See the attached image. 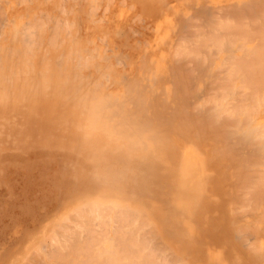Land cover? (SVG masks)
<instances>
[{
  "label": "rangeland",
  "instance_id": "1",
  "mask_svg": "<svg viewBox=\"0 0 264 264\" xmlns=\"http://www.w3.org/2000/svg\"><path fill=\"white\" fill-rule=\"evenodd\" d=\"M67 1L0 0V17L2 18H0V48L2 47L0 49V264H19L25 258L32 257L31 249L36 243H41L42 245L45 243L44 247L49 243L50 246L48 247H51V245L56 248L60 247L61 245L59 246L56 241L61 240L60 233L63 234V228L68 226H70L67 230L68 233L62 239H65L72 232L74 237L68 236L69 241H71L77 236L76 233L81 230L80 226L82 227L81 219L83 218L80 217L78 219V216L76 217L75 209L87 201L95 200L105 204L117 202L124 207L143 210L151 221L157 225L158 232L161 234L157 239L154 238V244L157 241L162 246H168L169 250L165 251V253L171 259L179 258L185 264L186 262L187 264H250L251 258V261L253 259L252 264H264V227H262L264 226V191L260 192L264 189V181H257L258 185L255 182L258 178L260 180L261 178L264 179V153H262L264 148L258 151L256 149L258 148L257 145L255 149L253 147L251 150L249 147L250 143L247 145L249 148L246 146L244 149L241 148L243 145L239 143L238 135L232 137L233 133L236 132L234 130L236 127L234 126H227L226 129H231L232 135H230L225 144V140L221 138L216 140L215 133V135L211 134L209 136L210 132L213 133L214 131L202 130V134V131H199L190 122V120H194L200 114L202 116L203 111V114H208L213 106V110H215V104L220 103L225 95L224 98H228L226 101L224 99L223 103L224 101L225 103L228 102L229 96L233 94L236 103L239 101L241 103L244 100H241V98H245V96L247 98V94L249 95L248 90L250 88L245 89L246 85L244 88L241 83V86L238 85L239 80L234 82V86H237L236 88L232 86L234 88L232 95L228 90L221 89V83L222 81L224 82L223 77L229 72L225 67L230 69L232 59L236 60L240 58V55L244 54L246 56V54L250 53L247 50H255L256 47L258 50L257 45H262L261 35H258L261 32H258L257 38L254 37L256 34L253 35L254 41L249 40L247 42L244 39L247 42L246 46H242L247 48L244 50L238 45L243 43V37L241 35L242 40L237 37L238 33L236 32V34L234 30L240 28V25L237 26L240 22L241 25L243 22L249 26L255 24L251 25V28L246 27L250 34L253 28L254 30H264V16L263 20H261L262 22L259 20L261 14L259 11L262 9L264 11V0ZM246 5H249V8L245 7ZM248 9L254 16V20L257 21H250V19L253 20V17L249 14ZM235 10L237 11V17H242L240 22L235 17L236 12H233ZM239 10L241 12L243 10L244 15L241 14L242 16H240L239 13L241 12ZM39 12L40 15H38ZM231 12L232 14H230ZM232 16L235 18H232ZM246 16H251V18ZM244 18L245 21H242ZM247 18L248 22L246 21ZM214 19H217L215 23L212 21ZM231 20L235 23L231 22ZM205 21L210 22L209 26ZM225 21H229L228 23L231 25L227 24L231 28L232 24L238 23L235 25L238 28L234 26V30L230 29L233 31L231 33L237 35H235L236 38L230 36V31H227L229 29L226 30L220 27L223 23L228 26ZM39 22H42V24H38ZM249 22L252 23L249 24ZM32 24L37 27H33ZM247 24L244 26H248ZM244 26L242 25V27ZM27 29L30 30L28 31ZM214 31H216V34ZM225 32L230 34H228L229 37L227 38L233 37V41L230 39V42L225 37V35L228 36ZM195 33H198V36ZM262 33L264 34V32ZM31 34L35 35H32V37ZM215 37V40L212 39ZM235 39L236 41H234ZM222 41H226L224 42L225 44L229 41V52H227L228 43L225 46ZM259 41L261 42L259 43ZM220 42L224 44V48L219 45ZM233 42H235L234 45L232 44ZM257 42L258 44H256ZM191 44L193 48L192 46L190 47ZM182 45L186 46L187 49ZM249 45L251 48H249ZM181 46L182 48H179ZM210 46L212 48L208 50ZM237 46L238 50H236ZM239 47H241L240 51ZM198 48L201 49L199 50ZM188 50H191L189 51L190 53H188ZM208 51L213 53L211 57L216 58L209 64V59L211 60L209 55L211 53L209 54ZM180 54L183 56L186 54L188 60L186 57L180 56ZM202 55L206 56L207 59L206 57L201 58ZM177 56L184 59L180 58L176 62ZM232 56L236 57L232 58ZM172 57L176 58V60L173 61ZM227 58L231 62L230 60L227 61ZM205 59L206 61H204ZM225 60L227 63L224 62ZM202 62H206V66ZM176 63L180 64V66H176ZM183 63L185 66H183L184 70L181 69ZM211 63H214V65L213 67L211 65L210 69H208ZM222 63L225 67L222 66ZM170 66L173 69H169L171 68ZM175 66L182 71L180 74L176 73L178 69H175ZM147 68H150L148 72ZM188 68L189 70L186 71ZM194 68L198 71L194 70ZM223 68L228 70V72L225 73ZM190 70L197 72L195 74ZM185 72L188 73L189 80H187L188 77ZM190 72L192 76H190ZM204 74L206 76L210 74L209 78ZM151 75L155 79L151 78ZM182 75H184V78ZM218 75L222 77L220 78ZM201 76L203 77L201 79L205 80L204 82L200 79ZM190 77L193 79H190ZM213 78L218 80L216 81ZM211 80L214 83L216 81L217 86L220 85V88L218 87L217 89V86ZM218 81L219 83L221 81L219 85ZM206 82L210 83L209 86ZM194 86L198 89L201 88L200 92L196 91L198 89H194ZM186 89L189 90L187 94L189 92L191 96L187 94H185L186 97L184 96ZM219 89L222 92L228 91L230 95L227 92H223L222 95ZM240 89L243 91L240 92ZM128 90L129 93L127 92ZM203 90L204 93L202 92ZM229 90L231 91L232 88ZM235 90L239 91V96H235ZM190 91H193L194 94H191ZM197 92H199L198 95ZM205 92L209 94L206 95ZM195 93L197 97L194 98ZM180 94L181 97L176 96ZM218 94L222 95L219 96L220 99H217L216 95ZM183 96L184 98H182ZM203 97H205L204 100ZM234 98L230 99L232 101L229 100L233 104H235ZM246 98L243 101L244 103L248 102ZM176 99L179 100L177 101ZM207 99H210V103ZM212 100L217 102H212ZM134 102L136 103L134 104ZM194 102L202 106L204 103L201 108L205 109L203 111L199 109V112V104L197 106ZM206 103L210 106L208 107L209 110L205 107L207 106ZM239 103L236 105H239ZM227 104L229 107L231 106L229 102ZM227 104L225 105L228 108ZM241 104L239 107L243 108L244 106ZM244 105L247 109L246 111H248V105ZM192 106L196 107L199 113ZM233 106L235 107V105ZM234 107L232 109L236 110L235 114H233L235 118L233 116V118H229V113H222L223 116L221 115L220 118L223 121L225 118L230 120L227 121L226 119L224 123L221 121V124L216 123L217 125H214L215 128H220L219 125L222 127L223 124H230L231 120H242L243 117L238 116V119L236 117L239 107ZM263 107L264 105L262 106V111L259 107V109L256 108L257 110L254 108L255 110L252 114L257 111V114L259 112L258 115H246L248 116L246 117L247 119L250 117L254 118L252 121L249 120L250 123L248 120L245 121L246 118L244 117L245 120H243L245 123L248 122L249 126L245 125V128H242L243 131L247 127L251 129L253 125L255 128L256 123H258L257 126L259 124L264 125ZM185 108L187 111H185ZM178 111L180 115H178ZM193 113L196 115L195 117ZM248 114L250 113L248 112ZM186 117L190 119L184 122ZM157 118L158 120H156ZM146 120L151 127L148 125L149 123L144 124ZM155 120L160 122L155 123ZM176 122L185 123V126L189 125L187 122L191 123L188 130L190 129L192 135L189 133L191 137L189 135L188 139H193L194 145L186 141V134L181 133L184 128L181 130V125ZM191 125L194 126L195 131ZM261 128L263 130L264 126L259 125V129ZM240 129L241 127L239 131H242ZM262 130L259 132L263 135L264 131ZM198 131L202 134V137ZM204 131L207 133L204 134ZM245 133L240 136L242 137ZM88 136L92 137V141L89 140ZM193 136L195 139H197L196 137L200 140L202 138L201 144H198V140H195ZM252 137L254 138L253 135ZM263 138H260V147L261 144H264L261 141ZM205 140H207V143ZM257 140H253L254 143L259 141ZM253 141H251L252 145ZM216 143L218 144L216 145ZM227 143H230L231 147L233 145L232 148L234 150L236 149V153H232V157H225L219 153V151L223 150V147L226 149ZM237 146L241 151H238ZM97 148L103 153L100 159L93 155ZM247 149L249 150L247 151ZM162 151H165V158L164 162L161 163V171L166 175V181H185L188 188L210 205L208 210L201 212L202 215L192 211V207L196 203L195 198L190 195L180 196L178 191L167 189L165 181V188H160L158 179L149 182L145 171L143 174L144 162L149 161L151 155ZM116 153L124 156L132 154L131 157H128L127 166L124 159ZM217 154H219L218 157L216 156ZM255 164L259 165V168ZM228 165H230L231 169L228 168ZM220 166L222 167L220 168ZM231 166H233L234 171L237 170L235 171V173L237 172L236 175L235 173L231 174L233 172ZM252 166L254 170L251 168ZM138 170L141 171L140 176H137L136 172H139ZM155 170L153 168V172ZM253 171H255L254 175ZM250 172L252 175H249ZM260 172L263 174H260ZM127 173L130 174L132 181L127 179L129 177L126 178V176L118 177L120 174L127 175ZM83 175L86 176L82 178ZM227 177L228 180L229 178L230 180L233 179L231 183L230 181L227 182ZM86 178H89V183L85 186L83 185V179ZM226 182L235 187L233 190L234 196L231 200L222 191L224 188H229L227 187L228 184H225ZM250 182L251 185H249ZM239 184L242 186H239ZM259 184H262L260 186H263L262 189L258 187ZM81 185L84 187V191L88 186L90 188L85 194L83 193V196L79 193ZM249 186H253L252 189ZM240 188H243V192L247 189L246 192L248 191V193H244V195L242 193L238 194V189L240 190L239 192H242ZM253 188L256 190L259 188L260 191H256ZM253 190L257 193L255 192L254 194ZM236 194H238L237 198ZM256 195L259 199H257ZM242 197H245V200L249 202L253 198L257 201L255 202V199L252 200V203H249L250 205L248 206V202L246 201V205ZM226 199L229 200L227 204ZM242 199L243 201H241ZM261 199L263 205L261 204L258 207V209L261 207L260 210L253 209L262 203ZM257 202L259 203L257 204ZM241 204H245L244 206L247 209ZM252 204H255L254 207ZM262 207L263 212L261 213ZM259 212L263 215L261 216ZM64 216L65 219L66 217L69 218H67L66 222L64 221ZM258 221L262 222L258 224ZM211 223L218 225L225 223L227 227L224 232H221L219 228H213ZM78 225L80 226L78 227ZM51 227L52 230L54 229L53 231H51ZM72 228L79 231L73 234L75 231ZM139 228H144L141 235H145L148 239L149 237L152 238L150 234L154 231V226H141ZM256 228L260 229L259 234L256 233ZM212 229L215 231L214 234L211 231ZM251 229L253 230L250 231ZM82 231L85 235L83 229ZM107 233L109 234L107 241H109L110 237L111 239L113 237V231L110 233L108 231ZM48 235L49 237H47ZM257 235L258 237H256ZM46 237L48 241L45 239ZM52 237L53 239H51ZM219 237H222L223 240ZM258 240L260 243H258ZM259 244L260 246L255 247V245ZM157 247L160 248V246L156 245ZM256 249L258 250L256 251ZM253 251L256 253L255 255H253ZM24 262L30 264L28 261ZM175 264H183V262L177 261Z\"/></svg>",
  "mask_w": 264,
  "mask_h": 264
},
{
  "label": "bare ground",
  "instance_id": "2",
  "mask_svg": "<svg viewBox=\"0 0 264 264\" xmlns=\"http://www.w3.org/2000/svg\"><path fill=\"white\" fill-rule=\"evenodd\" d=\"M67 1V0H66ZM72 1V0H71ZM76 1V0H75ZM112 1V0H111ZM68 2V1H67ZM258 5V4H257ZM249 6V5H248ZM247 5L245 6V7H248ZM252 6V5H251ZM251 6H250V8H251ZM261 6V5H260ZM205 7V6H204ZM244 7V8H245ZM238 8V7H237ZM249 8V7H248ZM254 8H255V10H256V7H255V5H254ZM130 9V8H129ZM239 9V8H238ZM237 9V10H238ZM243 9V8H242ZM252 9V8H251ZM257 9H258V6H257ZM214 10V9H213ZM240 10H241V8H240ZM239 10V11H240ZM249 10V9H248ZM247 10V11H248ZM263 10V9H262ZM259 11V9H258V11L259 12H261V14H260V16H259V18L258 17H256V18H258L259 20H260V22H262L261 20H263L262 18H263V16H264V11ZM232 11V10H231ZM238 11V12H239ZM233 12H236V18H238L237 17V11L235 10V11H233ZM241 12V11H240ZM246 12V11H245ZM254 12V11H253ZM42 13V12H41ZM62 13V12H61ZM227 13H229V12H227ZM226 13V14H227ZM247 13V12H246ZM245 13V14H246ZM258 13V12H257ZM230 14H232V12L230 13ZM240 14V16H242L241 14H243L244 15V13H243V10H242V12L241 13H239ZM238 14V15H239ZM249 14H251V11L249 10ZM254 14V13H253ZM255 14H256V12H255ZM259 14V13H258ZM38 15H40V12H39V14ZM41 15H43V14H41ZM252 15V14H251ZM48 16V15H47ZM226 16V15H225ZM228 16V15H227ZM234 16V15H233ZM232 16V18H235V17H233ZM255 16H257V15H255ZM45 17V16H44ZM209 17V16H208ZM208 17H206V18H208ZM210 17H211V15H210ZM246 17H250L251 18V16H246ZM252 17H253V20H251L250 19V21H257V20H254V16L252 15ZM1 18V17H0ZM91 18V17H90ZM231 18V17H230ZM241 18L242 17H239L238 18V20H239V22L241 21ZM2 19V18H1ZM48 19V18H47ZM46 19V20H47ZM203 19V18H202ZM209 19V18H208ZM211 19H212V17H211ZM226 19V18H225ZM13 20V19H12ZM39 20L41 21V19L39 18ZM39 20H37V21H39ZM68 20V19H67ZM217 19H214V20H212L214 23H215V21H216ZM219 20V19H218ZM228 20V19H227ZM230 20V19H229ZM238 20H237V22H238ZM245 21V18L244 19H242V21ZM248 20V18L246 19V21ZM259 20H258V22H259ZM34 21H36V20H34ZM210 21V20H209ZM220 21H221V19H220ZM249 21V20H248ZM247 21V22H248ZM22 22V21H21ZM58 22V21H57ZM206 22V21H205ZM218 23H220L219 21H217ZM226 22V21H225ZM229 22V21H228ZM228 22H226V24L228 23ZM231 22H234V21H232L231 20ZM257 22V23H258ZM260 22H259V24H260ZM263 22H264V20H263ZM44 23V22H43ZM60 23V22H59ZM206 23H208V26H209V23L210 22H206ZM212 23V22H211ZM213 23V25H215ZM235 23V22H234ZM241 23V22H240ZM235 24V25H237V26H239L240 25V28H238L237 26H235V25H233L232 24V28L228 25V24H230V23H228L227 25L230 27H228V26H226L224 23V25L222 24L220 27H223L224 29H229V30H227L229 33H231V32H233L232 30H230V29H235V27L236 28H238V29H233L234 31H235V33L237 32L238 33V36L235 34V33H231V35L228 33V32H225V33H227V35L229 34L230 36H234L235 37V35L237 36V37H240V39H241V35H242V39H243V43H240V44H238V45H240L241 47L242 46H246V44H247V42H249V40H253L254 41V37H258L257 36V33L258 32H261V34H259L258 33V35H261V41H259V43L261 42V46H260V44L259 45H257L258 46V50H257V47L255 48V50H253V49H250V50H247V52H249L250 51V53H248V54H246V56H244V55H240V58H237L236 60H234V59H232L233 61L231 62V60L230 59H228L227 58V61H229L230 60V69L229 68H226L224 65H223V63H222V66H224L225 67V69H228L229 70V72H228V70H225L224 68V70H225V73L226 72H228V73H226V75L223 77V79H224V82L222 81V83H221V81H220V83L223 85V87H222V85H221V89L222 88H224V89H226V90H228L229 91V93L231 94L232 93V91H233V87H237V86H234L235 85V81H237V80H239L238 81V85H240V83L243 85L242 87H244L245 85V89H248V87L250 88L249 90H248V92H249V95H250V97H249V95L247 94V93H244V94H247V98H246V96H245V98L248 100V102H243V101H245V98H241V100L242 99H244L243 101H241V103H239V102H237L236 103V101H235V98H234V94L232 95V96H229V100L231 99V98H234L233 100H234V102H235V104H233L232 102H230V101H232V100H228V102L230 103V105L232 106V107H234L233 105H235V107L236 108H238L239 107V105L241 104L242 106H244L243 108H238L237 109V119L239 118V117H243L242 118V120H237V121H233V120H231L229 123L230 124H223L224 122H226V119H227V121H229L230 119H228V118H225V120L223 121L220 117H221V115L223 116V114L222 113H229L230 114V117L229 118H231L232 116L235 118V115H233V114H235V112H236V110H234V109H232V107L230 108L229 107V105L227 104L228 102H226L225 103V101H226V99L228 98H224L225 96H223V98L221 99L222 101H220V103H216L215 105V110H213V108H214V106H213V108H211L212 110V113H208V114H203L204 113V111H203V109H205V108H201V106L202 105H200L199 103V107H198V111H199V109L200 110H202L203 111V113H202V116H201V114H200V116H197L194 120H190V122H192V125L194 124V126H195V128H197V129H199V131L201 130H206V131H214L213 133H211L210 132V135L209 136H211V134L213 135L214 133L216 134V140H219L220 138L221 139H223V140H225V144H226V141L230 138V135H232L231 133L232 132H230V130L231 129H226L227 128V126H234V127H236L234 130L236 131V132H234L233 133V135H232V137L235 135H238V139H239V143L241 144V145H243V147H241V148H245V146L246 147H248L247 145H249V143H250V145H249V147H250V149L251 148H253L254 147V149H255V147L257 146L258 148H256L258 151L260 150H262L263 148H264V144H261V147H260V144H259V142H260V138H262V137H264L263 135H262V133L261 132H259V131H261L262 130V128L261 129H259V125H262V127L264 126L263 124H259L258 126H257V124L258 123H256L255 125L258 127V132H259V134H258V132L256 131V129H257V127L255 126V128H254V125H253V127H251V129H248V127L246 128V130L245 131H247L246 133H245V131H243V127L246 125V126H249V120L250 121H252L254 118L253 117H250L249 119H247L246 117H248V116H251V115H258L259 114V112H258V114H257V111L255 112V114L253 113L252 114V112L257 108V109H259L260 108V110L262 111V106L264 105V34L262 33V32H264V30L263 29H256V30H254V28L251 30V34H252V31H253V34H252V36H251V34L248 32V30L246 29V27L247 28H251V23L249 22V24H251L250 26L248 25V26H244V25H246V24H244V22L242 23V25L244 26V27H242V25L241 24ZM254 23V22H253ZM34 24V23H33ZM32 24V25H33ZM36 24V23H35ZM38 24H42V22L40 23H38ZM65 24V23H64ZM71 24V23H70ZM73 24V23H72ZM258 24V25H259ZM264 24V23H263ZM4 25V24H3ZM37 25V24H36ZM59 25V24H58ZM69 25V24H68ZM212 25V24H211ZM231 25V24H230ZM253 25H255V24H253ZM252 25V26H253ZM258 25H257V27H258ZM55 26H56V24H55ZM206 26H207V24H206ZM218 26V25H217ZM235 26V27H234ZM261 26H262V23H261ZM33 27H37V26H34L33 25ZM53 27V26H52ZM70 27H72L71 25H70ZM193 27V26H192ZM208 28V27H207ZM214 28V27H213ZM218 28H219V26H218ZM259 28V27H258ZM261 28H263V27H261ZM31 29V28H30ZM29 29V30H30ZM53 29V28H52ZM188 29V28H187ZM209 29V28H208ZM217 28H215V30H216ZM14 30V29H13ZM12 30V31H13ZM25 30H26V28H25ZM28 30V29H27ZM28 30V31H29ZM32 31H33V29H31ZM214 30V29H213ZM223 30V29H222ZM238 30V31H237ZM257 30H260V31H257ZM262 30V31H261ZM18 31V30H17ZM36 31H38V30H36ZM217 31L219 32V30L217 29ZM225 31V30H224ZM255 31V32H254ZM14 32V31H13ZM23 32V31H22ZM27 32V31H26ZM40 32V31H39ZM189 32V31H188ZM204 32H206V31H204ZM215 32V34H216V31H214ZM16 33H18V32H16ZM15 33V35H17ZM37 33V32H36ZM181 33V32H180ZM207 33V32H206ZM240 33V34H239ZM249 33V34H248ZM26 34H28V33H26ZM219 34H221V32H219ZM254 34H256V35H254ZM11 35V34H10ZM14 35V34H13ZM12 35V36H13ZM14 35V36H15ZM20 35V34H19ZM33 34H31V36H32ZM35 35V34H34ZM33 35V36H34ZM183 35V34H182ZM195 35H197L198 36V33L196 34L195 33ZM203 35V34H202ZM204 35H205V33H204ZM207 35V34H206ZM212 35V34H211ZM218 35V34H217ZM222 35V34H221ZM223 35H225V34H223ZM229 35L228 36H226L225 35V37L227 38V37H229ZM240 35V36H239ZM249 35V37L251 38H249V37H247ZM253 35H254V37H253ZM263 35V36H262ZM13 36V37H14ZM22 36V35H21ZM27 36H29V35H27ZM32 36V37H33ZM247 38H246V37ZM32 37H30V38H32ZM55 37V36H54ZM200 37V36H199ZM208 37V36H207ZM211 37V36H210ZM214 37V36H213ZM218 37V36H217ZM224 36H223V38H225ZM21 38V37H20ZM36 38V37H35ZM38 38V37H37ZM205 38H206V36H205ZM209 38V37H208ZM218 38H220V37H218ZM223 38H221V39H223ZM233 38V37H232ZM232 38L230 37V39L232 40ZM236 38V37H235ZM259 38H260V36H259ZM258 38V40H260ZM179 39V38H178ZM189 39V38H188ZM191 39V38H190ZM199 39V38H198ZM204 39V38H203ZM207 39V38H206ZM212 39H216V37L215 38H212ZM228 40H230L229 38H227ZM241 39V40H242ZM244 39H245V41L247 40V42H245L244 41ZM12 40H13V38H12ZM32 40H34V39H32ZM37 40V39H36ZM51 41H52V39H50ZM180 40V39H179ZM178 40V41H179ZM183 40V39H182ZM193 40H194V38H193ZM226 40V39H225ZM231 40H230V42H231ZM257 40V41H258ZM192 41V40H191ZM191 41H189L190 43H191ZM197 41V40H196ZM202 41V40H201ZM205 41H209V40H205ZM221 41V40H220ZM233 41V40H232ZM234 41H236V39L234 40ZM238 41H239V38H238ZM237 41V42H238ZM63 42V41H62ZM179 42H181V41H179ZM210 42H211V40H210ZM209 42V43H210ZM223 43L224 42H226V41H222ZM10 43V42H9ZM35 43V42H34ZM38 43V42H37ZM55 43V42H54ZM189 43V44H190ZM202 43L203 44H205V42H203L202 41ZM216 43V42H215ZM227 43H228V51L227 52H229V45H230V43H229V41H227ZM227 43L225 44V46L227 45ZM234 43L235 42H233L232 44L234 45ZM239 43V42H238ZM252 43V42H251ZM49 44V43H48ZM179 44H182V43H179ZM194 44V43H193ZM197 44H199L200 45V43H198L197 42ZM211 44V43H210ZM214 44V43H213ZM217 44H218V40H217ZM224 44H222L221 42L219 43V45H221V47L223 46V48H224ZM243 44V45H242ZM248 44H250V43H248ZM256 44H258V42L256 43ZM38 45V44H37ZM53 45V44H52ZM178 45V44H177ZM207 45V44H206ZM61 46V45H60ZM175 46V45H174ZM183 46V45H182ZM182 46L181 47H179V48H182ZM192 46V44L190 45V47ZM201 46V45H200ZM204 46V45H203ZM214 46V45H213ZM250 46V45H249ZM259 46H260V48H259ZM16 47H18V46H16ZM183 47H185L186 49H187V47L186 46H183ZM196 47V46H195ZM197 47H198V45H197ZM205 47V46H204ZM203 47V48H204ZM216 47V46H215ZM214 47V48H215ZM241 47H239V51H240V49H241ZM2 48V47H1ZM0 48V49H1ZM192 48H193V46H192ZM210 48H212V46H210L209 47V49L208 50H210ZM218 48V47H217ZM216 48V49H217ZM231 48H233V47H231ZM231 48H230V50H231ZM244 50L245 49H247V48H244V47H242ZM249 48H251V46L249 47ZM253 48H254V46H253ZM177 50H178V48H176ZM186 49H185V51H186ZM199 50L201 49V48H198ZM236 49V48H235ZM28 50V49H27ZM193 50V49H192ZM195 50V49H194ZM197 50V49H196ZM213 50V49H212ZM211 50V51H212ZM219 50H222V49H219ZM218 50V51H219ZM226 50H227V48H226ZM234 50V49H233ZM233 50H232V53H233ZM236 50H238V46H237V49ZM235 50V51H236ZM253 50V51H252ZM181 51H182V49H181ZM180 51V52H181ZM189 51H191V50H188V53H190ZM203 51V50H202ZM218 51H216V52H218ZM183 52V51H182ZM195 52H197V51H195ZM220 52V51H219ZM231 52V51H230ZM244 52V51H243ZM178 53V52H177ZM208 53H209V51H208ZM211 53V52H210ZM209 53V54H210ZM220 53H222V52H220ZM245 53H246V51H245ZM13 54H15V53H13ZM16 54H18V52H16ZM174 54V53H173ZM184 54V53H183ZM207 54V53H206ZM206 54H204V55H206ZM208 54V55H209ZM225 54H226V52H225ZM234 54V53H233ZM243 54V53H242ZM175 55H176V52H175ZM175 55H174V57H175ZM182 54H180V56H181ZM196 55H199V54H196ZM204 55H202L201 56V58H203L204 57ZM213 55V53H211V55H209V57H211ZM217 55H218V53H217ZM224 55V54H223ZM187 55L185 54V56H183L182 55V57H186ZM219 56V55H218ZM244 56V57H243ZM14 57V56H13ZM40 57V56H39ZM95 57V56H94ZM174 57H172V59H173V61L174 60H176V58L174 59ZM178 58H177V60H176V62L178 61V59H180V58H182V57H180L179 58V56H177ZM194 57H198V56H194ZM200 57V56H199ZM206 57V56H205ZM204 57V58H205ZM226 57V56H225ZM231 57V56H230ZM234 57H236V56H232V58H234ZM246 57H248V58H246ZM213 57H211V60L209 59V62H208V64L213 60H215L214 58L212 59ZM218 58V57H217ZM182 59H184V58H182ZM186 59H187V57H186ZM206 59H207V57H206ZM206 59L204 60V61H206ZM188 60V59H187ZM186 60V61H187ZM201 60V59H200ZM203 60V59H202ZM218 60V59H217ZM223 60V59H222ZM198 61V60H197ZM181 62H182V60H181ZM180 62V63H181ZM188 62V61H187ZM194 62H195V59H194ZM222 62V61H221ZM220 62V63H221ZM225 63H227L226 62V60L224 61ZM120 63V62H119ZM175 63V62H174ZM184 63H185V61H184ZM184 63L182 64V68L181 69H183L185 66H184ZM189 63H191V62H189ZM204 62H202V64H203ZM17 64V63H16ZM86 64H88V63H86ZM205 64V66H206V62L204 63ZM207 64V65H208ZM21 65H22V63H21ZM144 65V64H143ZM188 65V64H187ZM211 65H212V67H213V65H214V63L212 64H210V66H209V68L208 69H210V67H211ZM226 65H228V64H226ZM176 66H180V64L178 65V63H176ZM175 66V69H178L179 67H176ZM184 66V67H183ZM192 66V65H191ZM229 66V65H228ZM141 67V66H140ZM171 67V66H170ZM188 67V66H187ZM193 67V66H192ZM191 67V68H192ZM198 67H200L199 65H198ZM197 67V68H198ZM219 67V66H218ZM217 67V68H218ZM173 68H174V65H173ZM172 67L171 68H169V69H173ZM190 68V69H191ZM150 69V68H149ZM148 68L146 69L147 70V72H148V70H149ZM152 69V68H151ZM175 69H174V72H175ZM207 69V70H208ZM184 70V69H183ZM187 70H189V68L188 69H186V71ZM194 70H197V69H195L194 68ZM223 70V71H224ZM172 71V70H171ZM190 71H192V72H194L195 74H196V72L198 71H193V70H190ZM210 71V70H209ZM167 72V71H166ZM169 72V71H168ZM173 72V71H172ZM180 72H182L180 69H178V70H176V73L178 74H180ZM207 72V71H206ZM184 73V72H183ZM185 73H187V72H185ZM210 73V72H209ZM214 73V72H213ZM224 73V74H225ZM102 74V73H101ZM152 74V73H151ZM166 74V73H165ZM168 74V73H167ZM182 74V73H181ZM189 74H191L190 76H192V73L190 72ZM199 74V73H198ZM197 74V75H198ZM219 74V73H218ZM149 75V74H148ZM185 75V74H184ZM184 75H182L183 76V78H184ZM205 76H206V74H204ZM210 75V74H209ZM209 75L208 76H206V77H208L209 78ZM212 75H214V74H212ZM211 75V76H212ZM165 76H168V75H165ZM187 77H188V79L187 80H189V76H188V73H187V75H186ZM186 76H185V78H186ZM196 76V75H195ZM202 76H203V74H202ZM200 77V79L201 78H203V77ZM219 76V75H218ZM222 76H223V74H222ZM222 76H219L220 78L222 77ZM59 77V76H58ZM153 76L151 75V78H152ZM194 77V76H193ZM214 77V76H213ZM219 77H217V78H219ZM154 78V77H153ZM192 77H190V79H191ZM205 78V77H204ZM215 78H216V76H215ZM220 78H219V80H220ZM155 79V78H154ZM167 79V78H166ZM193 79V78H192ZM211 79H212V77H211ZM214 79V78H213ZM152 80V79H151ZM194 80H196V79H194ZM202 80V79H201ZM200 80V81H201ZM214 80H216V79H214ZM218 80V79H217ZM216 80V81H217ZM160 81V80H159ZM193 81V80H192ZM200 81H198V82H200ZM203 82L205 81L204 79L202 80ZM216 81H215V83L214 82H212V80H211V82L214 84V85H216L217 86V84H216ZM151 82V81H150ZM169 82V81H168ZM176 82H177V79H176ZM185 82V81H184ZM188 82V81H187ZM208 82H209V80H208ZM179 83V82H178ZM186 83V82H185ZM191 83V82H190ZM207 83V82H206ZM211 83V84H212ZM219 83V81H218V85L220 84ZM224 83V84H223ZM187 84V83H186ZM185 84V86H187ZM202 84H204V83H202ZM208 84V83H207ZM210 84V83H209ZM209 84H208V86H209ZM165 85V84H164ZM180 85V84H179ZM184 85V84H183ZM197 85V84H196ZM206 86V85H205ZM233 86V87H232ZM241 86V85H240ZM152 87H154V86H152ZM183 87V86H182ZM189 87V86H188ZM187 87V88H188ZM203 87V86H202ZM218 87L220 88V85L219 86H217V89H218ZM242 87H240V88H242ZM151 88V87H150ZM162 88V87H161ZM186 88V87H185ZM196 88V86H194V89ZM214 88H215V86H214ZM232 88V90L230 91L229 89H231ZM129 89V88H128ZM164 89V88H163ZM175 89V88H174ZM192 89V88H191ZM193 89V90H194ZM196 89H198V88H196ZM201 89V88H200ZM200 89H198V90H196V91H199ZM206 89V88H205ZM221 89H219L221 92H222V90ZM223 89V90H224ZM238 89V88H237ZM244 89V91H246ZM165 90V89H164ZM207 90V89H206ZM216 90V89H215ZM218 90V92L220 93V91ZM160 91V90H159ZM159 91H157V93H159ZM187 91H189V90H187L186 89V93H184V96L186 97V95L185 94H187ZM195 91V92H196ZM228 91H223L224 93L225 92H227V94H229L228 93ZM240 92L241 91H243V90H239ZM238 91V92H239ZM128 93H129V90L127 91ZM133 92V91H132ZM156 92V91H155ZM169 92V91H168ZM200 92V91H199ZM199 92H197V95L199 94ZM203 93H204V90L202 91ZM223 92L221 93L222 95H223ZM234 92V91H233ZM235 96L237 95V96H239L238 94V92H237V90H235ZM149 93V92H148ZM151 93H152V91H151ZM157 93H155V94H157ZM160 93H161V91H160ZM159 93V94H160ZM166 93V92H165ZM182 93V92H181ZM190 93L191 94H194L193 93V91L191 92L190 91ZM206 93V92H205ZM132 94V93H131ZM171 94H173V93H171ZM183 94V93H182ZM207 94H209L208 92L206 93V95ZM213 94H214V92H213ZM216 94V93H215ZM221 94H218V95H216L217 96V99L219 98L220 99V95ZM229 94V95H230ZM174 95V94H173ZM188 96H191V95H189V92H188V94H187ZM205 95V96H206ZM212 95V94H211ZM221 95V96H222ZM241 95V94H240ZM133 96V95H132ZM175 96V95H174ZM176 96H180L181 97V94L180 95H176ZM184 96L182 97V98H184ZM193 96V95H192ZM228 96V95H227ZM146 97H147V95H146ZM180 97H178V98H180ZM195 97H197L196 96V93H195V95H194V98ZM212 97V96H211ZM231 97V98H230ZM241 97H243V96H241ZM250 99H249V98ZM189 98V97H188ZM204 98L205 97H203V100H204ZM210 98V97H209ZM150 99L152 100V98L150 97ZM191 99V98H190ZM202 99V98H201ZM200 99V100H201ZM210 99H212V98H210ZM209 99V100H210ZM216 99V98H215ZM216 99V100H217ZM225 99V101H224V103L225 104H227L228 105V108H227V106L223 103V100ZM238 99H240V97H238ZM177 101L179 100V99H176ZM208 100V99H207ZM207 100H205V101H207ZM208 100V101H209ZM215 100V101H216ZM138 101V100H137ZM181 101V100H180ZM179 101V102H180ZM214 100H212V102H215ZM218 102H219V100H217ZM216 101V102H217ZM252 101V102H251ZM154 102V101H153ZM157 102V101H156ZM165 102V101H164ZM222 102V103H221ZM136 102H134V104H135ZM181 103V102H180ZM208 103V102H207ZM207 103H206V105H207ZM209 103H210V101H209ZM232 103V104H231ZM239 103V105H236V104H238ZM154 104V103H153ZM183 104V103H182ZM194 104L195 105H197L198 106V104L197 103H195L194 102ZM213 104V103H212ZM244 104H247L246 106H247V108H248V111H246L247 109H246V107H245V105ZM249 104H250V106H249ZM137 106H138V104H136ZM181 105V104H180ZM194 105V106H195ZM178 106V105H177ZM194 106H192V107H194ZM203 106H204V103H203ZM202 106V107H203ZM238 106V107H237ZM144 107V106H143ZM180 107V106H179ZM190 107V106H189ZM205 107H207V110H209L208 109V107H210V106H205ZM234 107V108H235ZM259 107V108H258ZM142 108V107H141ZM140 108V109H141ZM146 108V107H145ZM194 108H196V107H194ZM194 108H191V109H194ZM255 108V109H254ZM139 109V110H140ZM154 109V108H153ZM231 109V110H230ZM243 109V110H242ZM252 109V110H251ZM256 109V110H257ZM263 109H264V107H263ZM184 110V109H183ZM189 110V109H188ZM181 111V110H180ZM185 111H187L186 110V108H185ZM185 111H184V113H185ZM189 111H191V110H189ZM195 111H197V108H196V110ZM197 111V113H199ZM228 111V112H227ZM229 111H233V113L231 114V112H229ZM259 111V110H258ZM264 111V110H263ZM141 112V111H140ZM146 112V111H145ZM177 112V111H176ZM193 112V111H192ZM248 112L250 113V114H248ZM147 113V112H146ZM178 113H179V111H178ZM177 113V114H178ZM182 113V112H181ZM195 113V112H194ZM193 113V116L195 117L196 115ZM140 114V113H139ZM190 114H191V112H190ZM226 114V115H227ZM178 115H180V113L178 114ZM185 115H187V114H185ZM199 115V114H198ZM246 115H248V116H246ZM143 116V115H142ZM149 116V115H148ZM225 116V115H224ZM239 116V117H238ZM180 117V116H179ZM185 117V116H184ZM187 117H189V116H187ZM185 118V120H184V122H186V121H189V119L190 118ZM193 117V118H194ZM228 117V116H227ZM232 117V118H233ZM246 118V120H245V118ZM148 118V117H147ZM153 118V117H152ZM155 118V117H154ZM224 118V117H223ZM255 118H256V116H255ZM145 119V118H144ZM149 119V118H148ZM161 119V118H160ZM177 119V118H176ZM180 119H181V117H180ZM184 119V118H183ZM221 119V120H220ZM247 121L248 120V122H246L245 123V121ZM152 120H154V119H152ZM156 120H158V118L156 119ZM156 120H155V123H159V122H156ZM182 120V119H181ZM178 121V120H177ZM180 121V120H179ZM221 121L223 122L222 124V127H221V125H219L220 126V128H215V124L216 123H220L221 124ZM233 121V122H232ZM150 122H151V120H150ZM182 122V121H181ZM149 122L146 120V121H144V124H148ZM174 123V122H173ZM176 123H179L180 125H181V130L184 128V130L183 131H181V133L183 132V134H186V136H187V139H186V141H188V142H190V144H195V143H193L192 141H193V139L192 140H190V138L188 139V137H189V135L192 133V132H190V129L188 130V128L190 127L189 125L191 124V123H189V122H187L189 125H187V126H185L186 124L185 123H180V122H176ZM255 123V122H254ZM179 124H178V126H179ZM150 127H151V125H150V123L148 124ZM156 125V124H155ZM154 125V126H155ZM159 125V124H158ZM191 125V127H192V129H194V126H192ZM217 125V124H216ZM153 126V125H152ZM176 126V125H175ZM182 126H184V127H182ZM218 126V127H219ZM174 127V126H173ZM185 127H186V129H185ZM241 127V129L240 130H242V131H239V128ZM230 128V127H229ZM232 128V127H231ZM238 128V129H237ZM245 128V127H244ZM178 129H180L179 127H178ZM237 129V130H236ZM255 129V130H254ZM172 130V129H171ZM186 130V132L188 133V135H187V133L185 132L184 133V131ZM196 129H194V131H195ZM193 131V132H194ZM198 131V133L199 134H201L200 132ZM206 131H204L205 133L204 134H206L207 132ZM262 131H264V129L262 130ZM157 132V131H156ZM197 132V131H196ZM195 132V133H196ZM242 132V133H241ZM190 133V134H189ZM243 133H245L242 137L240 136L241 134H243ZM182 134V135H183ZM202 134H203V131H202ZM202 134H201V137H202ZM214 134V135H215ZM255 134V135H254ZM192 135V134H191ZM191 135H190V137H191ZM195 135V134H194ZM197 136H198V134H196ZM208 135H207V137H208ZM252 135L254 136V138L252 137ZM257 135H259V136H257ZM136 136V135H135ZM161 136V135H160ZM184 136V135H183ZM200 136V135H199ZM256 136V137H255ZM89 137V140L90 141H92V137H90V136H88ZM88 137H86V139H88ZM158 137V136H157ZM194 137V136H193ZM205 137V136H204ZM258 137H259V139H258ZM197 139H195V137H194V139L195 140H198L197 141V143L199 144H201V140H202V138H201V140L200 139H198V137H196ZM206 138V137H205ZM259 140H257V139ZM158 139V138H157ZM210 139V138H209ZM212 139V138H211ZM264 139V138H263ZM261 140L262 142H264V140ZM160 140V139H159ZM162 140H164V139H162ZM204 140V139H203ZM235 140V139H234ZM234 140H233V144H234ZM253 140H257L258 142L256 143V141H255V143H254V141ZM206 141V143H207V140H205ZM209 141H211V140H209ZM232 141V140H231ZM236 141H237V139H236ZM251 141H253V145H252V142ZM160 142V141H159ZM161 143V142H160ZM218 143H216V145H217ZM220 144V143H219ZM230 144V143H229ZM228 143H227V146H226V149L223 147V150L220 152L219 150H221L220 148H219V153H221L222 154V156H229V157H232L233 155H232V153H234L235 152V150H234V148H232L233 147V145H232V147L229 145ZM237 144V143H236ZM235 145V144H234ZM251 145H252V147H251ZM219 146H221V145H219ZM218 146V147H219ZM248 147V148H249ZM216 148H217V146H216ZM215 148V149H216ZM235 148H236V145H235ZM165 149V148H164ZM213 150H214V148H212ZM211 149V150H212ZM218 149V148H217ZM237 149H238V146H237ZM240 149H238V151H239ZM249 149H247V151H248ZM252 150V149H251ZM256 150V152H258ZM237 151V152H238ZM241 151V150H240ZM264 151V150H263ZM262 151V153H264ZM205 152V151H204ZM246 152V151H245ZM254 152V151H253ZM236 153V152H235ZM242 153V152H241ZM247 153V152H246ZM259 153H261V152H259ZM261 153V154H262ZM102 152L99 150V148H97L94 152H93V155L95 156V157H98V159H100V158H102ZM116 154H118V155H120L123 159H124V162H125V165L127 166L128 164H127V162H128V157H131V155L132 154H127V155H122V154H119V153H116ZM214 154H215V152H214ZM212 155H213V153H212ZM217 157L219 156V154H217L216 155ZM221 156V155H220ZM221 156V157H222ZM261 157H263V156H261ZM164 158H165V151H162V152H159V153H156V154H153V155H151L150 156V159H149V161L147 160L146 162H144V166H143V174H144V171L146 172V175H147V179L149 180V182L152 180V181H155L156 179H158V181H160V188H165L164 187V185H165V183H164V181L166 182V184H167V186H166V188L167 189H169V190H174L175 192H179L180 193V196H182V195H190V196H192L193 198H195V201H196V203L193 205V207H192V211H194L196 214H198V215H202L201 214V212H203V211H205V210H208L209 208H210V205L207 203V202H205V200L203 199V198H200L193 190H191L190 188H188L187 187V185H186V182L185 181H181V182H167L166 181V175L165 174H163L162 173V167H161V163L162 162H164ZM260 158V157H259ZM169 159V158H168ZM212 159V158H211ZM214 159H215V156H214ZM219 160V159H218ZM217 160V161H218ZM228 160V159H227ZM214 161V160H213ZM243 161V160H242ZM243 163H244V161H243ZM232 165H233V163H231ZM230 164V165H231ZM222 165V164H221ZM230 165H228V168H230L229 166ZM239 165V164H238ZM242 165H244V164H242ZM256 166H257V164H255ZM254 165V167H256ZM96 166H97V164L95 165V168H96ZM180 166V165H179ZM222 166H224V165H222ZM222 166H220V168L222 167ZM234 166H235V164H234ZM250 166V165H249ZM259 166V165H258ZM257 166V167H258ZM261 166H263V165H261ZM187 167V166H186ZM232 167V171L233 172H231V174L232 173H235V171H237V170H235L234 171V169H233V166H231ZM239 167V166H238ZM153 168H155L156 170L153 172ZM253 170H254V168H253V166L251 167ZM251 168H248V169H251ZM259 168V167H258ZM138 169H140V167H138ZM225 169V168H224ZM231 169V168H230ZM235 169H236V167H235ZM245 170V169H244ZM139 172H136L138 175L137 176H140V174H141V171L140 170H138ZM246 171H247V169H246ZM250 171V170H249ZM257 171V170H256ZM259 171H261V170H259ZM242 172H244V171H242ZM254 173H253V175L255 174V171H253ZM130 173V172H129ZM129 173H127V175L126 174H120V176H118V177H123V176H126V178L127 177H129V178H127V179H130L131 181H132V179L130 178V174ZM225 173V172H224ZM227 173V172H226ZM237 173V172H236ZM236 173H235V175H236ZM241 174V173H240ZM260 174H263L262 172H260ZM260 174H258L259 176H262V175H260ZM224 176H226L225 174H223ZM247 175V174H246ZM249 175H252L251 174V172L249 173ZM257 175V174H256ZM86 175H83L82 176V178H84ZM232 177H233V175H232ZM235 178V177H234ZM138 179H139V177H138ZM246 179V178H245ZM226 180V179H225ZM233 180V179H232ZM232 180H230V178H229V180H228V177H227V182H229L230 181V183H231V181ZM240 180V179H239ZM252 180V179H251ZM253 180H255V179H253ZM83 181H84V184L83 185H85L86 186V184L87 183H89V178H86V179H83ZM260 181H264V179L263 178H261V180H260V178H258L255 182L257 183H255L256 185H258V182ZM225 183L226 185H227V187H229L228 189H226V188H224V189H222V191L225 193V195H226V197L227 198H229V200H231L232 198H233V196H234V192H233V190L235 189V187H232L231 185H230V183ZM248 183V182H247ZM158 184V183H157ZM237 184V183H236ZM263 184V183H262ZM261 184V185H262ZM158 185V186H159ZM233 185H235L234 183H233ZM241 184H239V186H240ZM249 185H251V182H250V184ZM253 186H256V185H254V184H252ZM260 184H259V186L258 187H260L261 186ZM157 186V187H158ZM217 186L219 187V184L217 183ZM225 186V185H224ZM242 186V185H241ZM243 186H245V185H243ZM253 186H249L251 189H252V187ZM156 187V188H157ZM248 187V186H247ZM246 187V188H247ZM263 187V186H262ZM262 187H260V189H262ZM84 187L81 185V188H79V193H81V195L83 196V193L85 194L86 192H87V190L89 191L90 190V188H89V186L85 189V191H84V189H83ZM233 188V189H232ZM264 188V187H263ZM237 189V188H236ZM241 189V188H240ZM243 189V188H242ZM242 189H241V191H242ZM253 189H255V188H253ZM259 191H260V189L259 188H257ZM83 190V191H82ZM247 190V189H246ZM246 190L243 192H239L240 190L238 189V194L239 193H242L243 195H244V193H248V191L246 192ZM256 190V189H255ZM258 190H256V191H258ZM249 191H250V189H249ZM256 191H252V192H254V194H255V192ZM264 191V189L263 190H261L260 192L262 193ZM251 193V192H250ZM257 193V192H256ZM238 194H236L235 196H236V198L238 197ZM242 195V196H243ZM250 195V194H249ZM248 195V196H249ZM264 195V194H263ZM263 195H262V197H263ZM240 196H241V194H240ZM245 196H247V195H245ZM252 196H254V195H252ZM257 196V195H256ZM256 196H255V198H256ZM260 196V195H259ZM250 197V196H249ZM258 197V196H257ZM242 198H244V200L246 199L245 197H242ZM255 198H253V199H251L250 200V202L248 201V200H245L244 202L246 203V205H247V202H248V206L252 203V200H254ZM257 199H259V197L257 198ZM264 199V198H263ZM227 200V202H226V204L229 202V200L228 199H226ZM241 201H243V199L241 200ZM247 201V202H246ZM257 200L255 199V202H256ZM261 201H262V199H261ZM243 202V203H244ZM250 203V204H249ZM254 203V202H253ZM259 202H257V204H258ZM256 204V205H257ZM261 204L263 205V201H262V203H260V205H257V207H254V205L255 204H252L253 205V209H258V207L259 206H261ZM231 205V204H230ZM242 205V204H241ZM245 205V204H244ZM244 205H242V206H244ZM231 207H233V206H231ZM231 207H230V209H231ZM244 207H246V206H244ZM239 208V207H238ZM251 208V207H250ZM261 208V207H260ZM260 208L258 209V210H260ZM244 209V208H243ZM246 209H247V207H246ZM72 211V210H71ZM238 211V210H237ZM257 211V210H256ZM74 212V211H73ZM75 212H76V217L78 216V219H80V217H82L83 219H81L82 221H81V225H82V227L80 226V225H78V227L80 226V228H81V230L78 232V231H76V230H74V228H72V230H74L73 232V234H75L76 232H78V233H76L77 234V236L75 237V238H73L71 241H69V235L71 236V238L72 237H74V235H72V232L71 233H69V235H67V237H65V239H62V237H64V236H66V234L68 233L67 232V230H68V227L70 228V226H68L67 228L65 227V228H63V231H62V233L63 234H61L60 233V237H61V240H64V241H61V240H57L56 242H57V244L60 246V247H53L52 245H51V247H48V246H50V243L49 244H47V245H45V247H44V240L42 241V243H44L43 245L40 243V244H38V243H36L35 245H34V247H32L33 249H31V252H32V257L30 256V258L29 257H27V258H25V260L24 261H28L30 264H175L177 261H179V262H183V264H185L184 263V261H181L179 258H169L167 255H166V253H165V251H167V250H169L168 249V246L166 247V246H162V244L160 243V242H155V244H154V238H156L157 239V237L159 236V235H161L159 232H158V229H157V225L155 224V223H153L152 221H151V219L146 215V213L143 211V210H139V209H132V208H130V207H124V206H122L121 204H119V203H117V202H110V203H107V204H105V203H102V202H100V201H98V200H95V201H87V202H85V203H83V204H81L80 206H78L76 209H75ZM74 212V213H75ZM242 212V211H241ZM249 212V211H248ZM263 212V207H262V211H261V213ZM70 213V212H69ZM254 213H256V212H254ZM260 213V212H259ZM260 213V214H261ZM232 214V213H231ZM263 214H261V216H262ZM66 216V215H65ZM65 216H64V221L66 222V220H67V218L68 217H66V219H65ZM68 216H72V215H68ZM261 216H260V218H261ZM69 219V218H68ZM264 219V218H263ZM257 220H259V219H257ZM262 220V219H261ZM80 221V220H79ZM263 221V220H262ZM261 221V222H262ZM64 222V223H65ZM215 222V221H214ZM260 221H258L257 223L259 224V223H261ZM140 223H142L141 225H140ZM62 224V223H61ZM61 224H60V226H61ZM264 224V223H263ZM149 226V227H151V226H154V231L153 232H151V234L150 235H152V238L151 237H149V239L145 236V235H141V232H142V229H144V228H139V227H141V226H143V227H145V226ZM211 225L213 226V228H219L220 230H221V232H224V229L227 227V225H225V223H223V224H213V223H211ZM210 225V226H211ZM215 225V226H214ZM256 226V225H255ZM243 227V226H242ZM262 227H264V226H262ZM97 228V229H96ZM99 228V229H98ZM244 228V227H243ZM258 228H260L259 226H258ZM82 229L84 230V233H85V235L83 234V231H82ZM150 229V228H149ZM54 230V229H53ZM52 230V227H51V231H53ZM71 230V229H70ZM71 230V231H72ZM113 231V237H112V239H111V237H110V240H111V242H110V240L109 241H107V239L109 238V234L107 233L108 231H109V233L111 232V231ZM223 230V231H222ZM253 229H251L250 231H252ZM260 230V229H259ZM259 230L256 228V233L257 234H259ZM56 231H57V228H56ZM147 231V230H146ZM150 231V230H149ZM212 232H213V234H214V230L212 229L211 230ZM60 232V231H59ZM70 232V231H69ZM212 232H209V233H212ZM261 232V231H260ZM52 233H54V232H52ZM51 233V234H52ZM147 233H148V231H147ZM263 233V232H262ZM48 234V233H47ZM49 234H50V231H49ZM58 234V233H57ZM84 235V237H82L83 235ZM145 234V233H144ZM149 234V233H148ZM56 235V234H55ZM147 235V234H146ZM254 235V234H253ZM53 236V235H52ZM246 236V235H245ZM47 237H49V235L47 236ZM47 237L45 238V239H47ZM256 237H258V235L256 236ZM70 238V239H71ZM160 238V237H159ZM220 239H222L223 240V238L222 237H219ZM246 238V237H245ZM51 239H53V237L51 238ZM258 239V238H257ZM159 240V239H158ZM46 241V240H45ZM47 241H48V239H47ZM46 241V242H47ZM254 241V240H253ZM48 243V242H47ZM254 243V242H253ZM258 243H260L259 242V240H258ZM156 245L157 246H160V248H156ZM264 245V244H263ZM256 246H260V244L259 245H255V247ZM252 247V246H251ZM250 247V248H251ZM254 247V246H253ZM254 247V248H255ZM49 248V249H48ZM165 248H167V249H165ZM254 248H253V250H254ZM258 248V247H257ZM33 250V251H32ZM252 250V249H251ZM258 249H256V251H257ZM30 252V253H31ZM36 252H37V254H36ZM251 252V251H250ZM258 253V252H257ZM173 254V253H172ZM171 254V255H172ZM256 253H254V251H253V255H255ZM28 256V255H27ZM255 257V256H254ZM259 258V257H258ZM170 259V260H169ZM24 261H22L21 263H19V264H24L25 262ZM249 261V260H248ZM252 261H253V259H252ZM251 261V258H250V264H252L253 262ZM258 261V260H257ZM25 264H27V263H25ZM186 264H187V262H186Z\"/></svg>",
  "mask_w": 264,
  "mask_h": 264
}]
</instances>
